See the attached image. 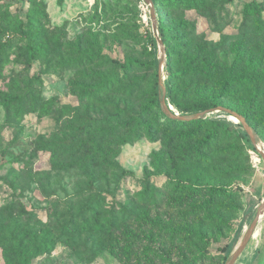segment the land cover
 <instances>
[{"label": "rangeland", "instance_id": "rangeland-1", "mask_svg": "<svg viewBox=\"0 0 264 264\" xmlns=\"http://www.w3.org/2000/svg\"><path fill=\"white\" fill-rule=\"evenodd\" d=\"M215 1L222 5L224 16V26L220 33L212 32V25L205 18H199L193 12H186L185 15L190 19H198L197 28L206 35V39L221 41L223 36L227 37L219 54L221 63L229 64L234 58L233 47L240 45L246 50L245 57L251 55L254 59H262L264 71V0H256L262 6L259 13H248L251 0ZM99 6V0H0V16H11L13 21L9 26L15 24L30 31L36 43L45 51V55L33 58L27 65L28 58L24 51L26 39L15 37L9 60L0 70V90L10 91L14 81L24 89V82L32 77L33 87L41 102L58 99L62 104L77 106L73 95L77 88L74 84L76 70L62 64V61L66 55L72 53L70 45L74 44L76 37L88 28L84 17L91 16ZM154 10L157 26L161 21L162 24L173 27L182 16L180 12L170 15L161 6L154 5ZM35 12L40 16L34 14L36 26L28 30L27 14ZM108 19L92 23L93 29L101 31L102 53L119 62H123L127 56L150 61L153 54L147 48V41L152 37L155 40L154 55L157 61L161 60V52L156 42L158 35L152 30L149 6L144 0H122L115 3ZM9 26L0 20V29L4 33L2 41L11 38L13 29ZM157 32L159 33V29ZM165 61L164 52L163 84L166 78ZM153 70L152 67L148 77ZM134 74L129 80L134 79ZM151 85V81L142 85L131 97H126L120 107L125 110L124 105H128L126 111L138 114L142 104L153 93ZM156 92L159 100L161 89L158 83ZM164 95L167 107L172 113L183 116L193 114L183 113L168 103L166 88ZM249 97L245 91L238 97L223 99L221 103L225 106L240 104L252 111L254 123L258 115H264V103L260 104L257 111ZM1 100L0 98V223L8 227L18 219L22 223L35 225L38 229H50L54 239L49 253L52 261L44 260L40 264H137L141 261L138 257L145 245L143 242L130 249L123 243L116 245L113 241L117 232L124 231L123 225H127V229L135 235L141 236L151 231L155 235L151 228L150 231L148 227L140 226L144 213L150 217L165 213L176 224L184 223L165 200L170 190L168 178L163 174L146 177L147 173L153 172L152 154L161 152L162 140H152L143 131L135 139L121 142L128 134V128H123L128 112H121L120 117L112 122V125L118 127L120 137L115 135L103 138L100 144L101 149L108 152L105 165L101 167L99 161L91 157L92 140L97 139L90 133H78L81 120L75 115L62 114V110L46 115L41 114L40 110H27L18 114L17 106L8 109ZM26 104L24 102L23 105ZM160 110L164 113L161 107ZM113 111L111 106L97 104L89 109V114L106 119ZM77 112H83L82 106H77ZM204 118L222 121L242 134L249 171L245 175L231 178V185L239 192L240 203L238 210L232 214L230 225L214 233L206 244L197 242L184 247L175 245L173 261L181 262L179 253L188 257L197 252L199 246L206 248L208 254L198 264H226L240 245L257 207L264 198V159L250 139L247 140V134L234 117L225 112L213 111ZM252 129L256 133L253 127ZM256 136L264 151V142ZM70 139H73V143L68 147L66 141ZM115 164L130 173L117 177L120 170L112 167ZM97 168L101 170L102 178L94 182L95 190L105 195L107 205L114 203L117 209L119 203L127 204L137 214L134 219L132 217L120 220L119 229L103 239V242L92 231H61L63 220L77 213L82 202L77 199V195L83 192L91 172ZM144 182H148L156 190L155 204L147 202V196L141 197L144 201H140L138 194L143 191ZM9 204L11 206L4 209ZM112 246L118 249L119 258L110 251ZM177 249L179 253L176 252ZM3 252L4 249L0 246V264L4 263ZM233 264H264V211L246 247Z\"/></svg>", "mask_w": 264, "mask_h": 264}, {"label": "trees", "instance_id": "trees-1", "mask_svg": "<svg viewBox=\"0 0 264 264\" xmlns=\"http://www.w3.org/2000/svg\"><path fill=\"white\" fill-rule=\"evenodd\" d=\"M120 1L122 0H99V8H96L91 16L84 17L88 28L76 37L74 44L70 45L72 53L66 55L62 61V64L76 70L74 84L77 88L73 95L77 101L76 105L82 106V113L77 112V106L62 104L58 99L41 102L33 87L32 77L24 82V89L14 81L10 91L0 90L1 103L8 109L17 106L18 114L27 110H40L41 114L46 115L62 110V114L75 115L81 120L78 133H90L97 139L92 140L91 157L96 158L102 167L108 158V152L102 150L100 144L103 138L115 135L120 137L118 127L112 125V122L120 117L121 112H128V105H124V110L120 104L142 85L151 81L153 93L142 104L140 112H128L125 115L123 128H128V134L121 142L135 139L143 131L152 140H162L161 152L152 154L153 172L147 173L146 177L163 174L168 178L170 190L165 200L170 208L176 210L184 223L176 224L165 213H162V216L158 213L154 217L144 213L140 226L148 227L150 231L152 229L155 235L151 231L147 235L138 236L128 230L127 225H123L124 231L117 232L113 241L116 245L123 243L130 249L143 242L145 245L138 257L141 261L137 264H198L199 260L207 257L206 248L197 246L198 251L188 257L177 249L181 262H175L173 247H184L197 242L206 244L214 233L230 225L232 214L238 210L240 203L239 192L231 185V178L245 175L249 171L246 166L243 136L219 120L172 119L160 110L156 92L158 61L154 55L155 40L152 37L147 41V48H150L153 54L150 61L127 56L123 62H119L101 52V31L93 29L92 23L109 20L108 14L112 12L115 3ZM152 2L170 15L179 12L182 14L173 27H168L161 21L158 26L166 57L164 84L168 103L183 113L200 112L219 105L227 107L243 116L264 142V129H261L264 127L262 113L253 123L252 111L240 104L225 106L221 103L223 99L238 97L246 91L250 95L249 100L255 105L254 109L259 110L260 104L264 103L262 59H254L251 55L245 57L246 50L240 45H235L233 60L229 64L221 63L219 54L227 37L223 36L221 41L206 39V35L197 28L198 19H190L185 15L186 12H193L197 17L205 18L207 23H211L212 32L220 33L224 26L222 5L215 0ZM249 6L248 13H259L262 9L260 2L256 0H251ZM34 14L40 16L36 12L27 14L28 30L36 26ZM0 20L9 26L13 18L4 15L0 16ZM9 27L13 31L11 38L6 41H2L4 33L0 29V70L9 60L15 37L26 39L24 51L28 58L27 65L33 58L45 55V51L39 47L30 31L15 24ZM152 67L154 70L148 77ZM132 74L134 79L129 80ZM24 102L27 104L23 105ZM97 104L111 106L114 111L106 119L92 117L89 109ZM72 143L73 139L66 141L68 147ZM112 167L120 170L117 177L130 173L116 164ZM94 170L90 174L88 185L77 195V199L82 201L77 213L63 220L61 231H92L103 242V239L119 229L120 220L132 217L134 219L137 214L127 204L119 203L117 209L114 203L107 205L105 195L95 190L94 186V182L102 178L101 170ZM138 196L140 201H144L142 198L147 196V202L155 204L157 192L148 182H144V189ZM8 206L11 205H5L4 209ZM0 228V246L4 249L3 264H35L37 261L36 264H40L44 260L52 261L49 253L54 239L50 229H38L35 225L22 223L18 219L8 227L0 223ZM110 251L120 257L118 249L114 246L110 247Z\"/></svg>", "mask_w": 264, "mask_h": 264}, {"label": "water", "instance_id": "water-1", "mask_svg": "<svg viewBox=\"0 0 264 264\" xmlns=\"http://www.w3.org/2000/svg\"><path fill=\"white\" fill-rule=\"evenodd\" d=\"M144 1L149 6V14H150L151 22H152V30L154 32H156L158 35V37H156V42H157V45L160 49L161 56H162L161 60L158 61V84L160 85V89H161V95L159 97V104H160L161 109L164 111V113L167 114L168 117H170L172 119L193 120V119L204 118L209 112H213V111L225 112V113L229 114L230 116L234 117L240 123V125L243 127L245 133L247 134L248 138L250 139L252 145L254 147H256L257 146V141H256V135L257 134L254 132L252 127L249 125V123L245 120V118L243 116H241L236 111H233L227 107L217 106V107H214L211 109H206V110H203L200 112H196V113H193L190 115H184V116L174 114L171 111H169L167 104H166V101H165V95H164L165 87H164L163 79H162L164 45L162 43L160 34L157 32L158 26H157V19H156V14H155V10H154V4H153L152 0H144ZM256 150L259 152L261 157L264 159V151H261L259 149H256ZM263 209H264V198L262 199L260 205L257 207L256 213H255L249 227L246 229L240 245L237 247V249L234 251V253L229 257L226 264H233L235 262V260L237 259V257L240 255V253L243 251V249L246 247V244L250 240L258 220L262 216V210Z\"/></svg>", "mask_w": 264, "mask_h": 264}, {"label": "bare ground", "instance_id": "bare-ground-1", "mask_svg": "<svg viewBox=\"0 0 264 264\" xmlns=\"http://www.w3.org/2000/svg\"><path fill=\"white\" fill-rule=\"evenodd\" d=\"M256 141H257V136H256ZM255 149H259V150L262 151V149L260 148V145H259L258 141H257V146L255 147ZM263 211H264V209L262 210V212H263Z\"/></svg>", "mask_w": 264, "mask_h": 264}]
</instances>
